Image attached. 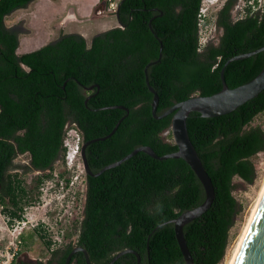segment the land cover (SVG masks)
<instances>
[{
    "label": "trees",
    "instance_id": "16d2710c",
    "mask_svg": "<svg viewBox=\"0 0 264 264\" xmlns=\"http://www.w3.org/2000/svg\"><path fill=\"white\" fill-rule=\"evenodd\" d=\"M31 1L0 0V205L9 223L21 219L28 195L15 155L26 153L31 169L52 170L46 177L56 176L55 162H64L67 123L77 128L82 142L107 134L125 114L103 106L124 105L128 113L111 136L86 146L92 172L138 145H148L158 155L177 149L170 131L172 114L152 116V94L144 79L143 68L158 57L160 43L161 57L148 67L149 84L158 95L157 114L191 95L219 91L224 62L264 43V0L260 10L246 7L237 18L231 14L237 0H225L215 17L220 35L203 46L197 17L201 0H119L122 26L96 33L89 43L79 33H64L37 49L16 53L17 32L4 18ZM263 63V51L231 60L224 66V80L229 87L240 85ZM75 79L99 88L84 92ZM88 94L92 96L85 105ZM263 111L264 89L228 113L202 117L191 112L186 118L190 141L214 186L210 207L183 226L193 264H219L224 257L241 207L233 196V178L250 183L255 177L251 157L264 150V130L251 122ZM42 180L37 177L35 185ZM85 184L75 245L87 251L91 264H105L125 248L139 253L140 264H185L173 225L163 222L199 205L204 191L182 158L159 160L138 151L99 175L86 174ZM73 246H58L50 259L36 264H63ZM135 262L134 254L124 253L112 264ZM69 264H86L83 253H73Z\"/></svg>",
    "mask_w": 264,
    "mask_h": 264
},
{
    "label": "rangeland",
    "instance_id": "374dc122",
    "mask_svg": "<svg viewBox=\"0 0 264 264\" xmlns=\"http://www.w3.org/2000/svg\"><path fill=\"white\" fill-rule=\"evenodd\" d=\"M224 1L201 0V4L207 7L201 40L217 41L221 31L215 27V17ZM244 3L245 0L236 1L231 10L233 18L243 15L241 10ZM99 5L101 7L97 8ZM106 7V0H32L26 7L6 15L4 23L6 26L18 24L26 29H20L18 53L37 49L64 33H79L89 43L96 33L118 25L115 14ZM95 9L103 11L99 13ZM251 125H259L264 130V111L253 118ZM70 129H75V133L65 134L74 142L76 136L80 138V133L74 125L67 123L65 132ZM28 158L27 154H23L13 160L14 164L22 165L17 172L28 191L27 198L22 201L21 219H12L9 223L0 205V264L13 252L15 254L9 264H19L22 259L46 262L51 257L52 249L68 242L74 243L76 239L85 192L81 158L78 157L71 167H67L60 158L54 164V171L59 176L48 177L45 174H51L52 170H33L25 165L29 162ZM251 162L255 169L252 182L248 183L237 176L233 178L236 184L233 196L241 207L229 230L228 244L219 264L227 263L264 182V150L253 155ZM41 176L42 183L35 185L36 178ZM67 177L70 179L66 184Z\"/></svg>",
    "mask_w": 264,
    "mask_h": 264
},
{
    "label": "water",
    "instance_id": "95a60500",
    "mask_svg": "<svg viewBox=\"0 0 264 264\" xmlns=\"http://www.w3.org/2000/svg\"><path fill=\"white\" fill-rule=\"evenodd\" d=\"M119 4L120 2H118L114 14L116 16L118 26H122V23L118 17ZM97 8H100V6H98ZM96 10L97 9H95V11ZM148 26L151 32L155 34L151 28L150 20L148 22ZM161 49H162V45L160 43L158 57L154 60H150L149 62H147V64H145L143 68L144 79L147 89L152 94V98L150 102L152 116L154 118H161L169 113L172 114L170 120V131L172 134V139L177 149L175 151L163 155H158L154 152V150L150 146L138 145L135 148H133L130 152L122 156L120 159L104 165L96 172H92L88 166L85 157V148L88 144L94 141L104 140L108 138L116 130L123 117L128 113V108L126 106L117 104V105L103 106L101 108L102 109L119 108L124 110L125 114L116 121L112 129L107 134L83 142L80 149V156L85 173L91 176L99 175L104 170L119 165L122 161L131 157L138 151L145 152L151 157L159 160L166 158H182L190 166L196 177L199 179L203 187L204 199L199 205L192 207L190 209H186L182 211L179 215H177L175 218L169 219L163 223H171L173 225L175 239L178 244L179 250L183 256L185 264H193L192 256L190 254V251L186 244V240L184 238L183 226L186 223L190 222L191 220L195 219L196 217L200 216L210 207L214 199V186L194 146L190 141L186 128V118L191 112H197L202 117H212V116L222 115L234 110L239 105L257 96L264 89V63L261 70L253 78L235 87H229L226 84L223 76V70H224V66L231 60L245 58L260 51L264 52V43L262 46H260L257 49H254L246 53L236 54L234 56L229 57L224 62L219 72L220 79L222 82V89H220L219 91L212 93L210 95H200V94L191 95L184 100L175 102L167 109H165L162 113L157 114L156 107L158 103V95L155 89L149 84L148 67L155 64L160 59ZM75 82L84 91H91L94 87L97 89L99 88V85L97 83L91 85H83L77 79H75ZM91 96L92 94H88L85 97L84 99L85 105L87 104V100ZM77 251H81L83 253L86 264H91L87 251L82 246H78V245L74 246L70 250V252L66 255L63 264H69L72 254ZM124 253L134 254L136 256L135 264H140L139 253L134 249H130V248H125L123 250L118 251L105 264H112L117 258H119ZM233 264H264V194L260 200V203L258 204L253 219L250 222L247 233L243 239V242L240 246V249Z\"/></svg>",
    "mask_w": 264,
    "mask_h": 264
},
{
    "label": "built area",
    "instance_id": "2783aa9c",
    "mask_svg": "<svg viewBox=\"0 0 264 264\" xmlns=\"http://www.w3.org/2000/svg\"><path fill=\"white\" fill-rule=\"evenodd\" d=\"M106 1H107V7H106L107 10L115 13L118 2L115 0H106ZM262 4H263V0H245V3L243 4V8H242L241 12L244 14L246 7L250 8V10H249L250 12L260 10L262 8ZM102 11H103V9H98L97 12L102 13ZM206 14H207V7L203 4H200V7H199V10L197 13L198 37H199V45L200 46H203L207 42L206 40H201V39H203L202 35L204 34V32L202 30V26L205 22ZM238 17H240V16H238ZM73 131L75 133V129H70L68 132H65V133L67 135H71L70 133H72ZM66 134H65L64 139H63V147L65 148L64 154H63V161L67 167H71L72 165L75 164V161L79 157L80 138L78 136H76V139L74 140V142H71L70 141L71 138L66 136ZM61 187H63V186H61ZM14 254H15V252H13L10 255V258L3 261V264H9V261Z\"/></svg>",
    "mask_w": 264,
    "mask_h": 264
},
{
    "label": "bare ground",
    "instance_id": "6f19581e",
    "mask_svg": "<svg viewBox=\"0 0 264 264\" xmlns=\"http://www.w3.org/2000/svg\"><path fill=\"white\" fill-rule=\"evenodd\" d=\"M263 194H264V182H263V184H262V186L260 188V191L258 193L256 202H255V204H254V206L252 208V211H251V213H250V215L248 217V220L245 223V225L243 227V230H242V232H241V234H240V236H239V238H238V240H237L234 248L232 249L231 254H230V257H229V259H228V261H227L226 264H233V262H234V260H235V258L237 256V254H238V251L240 249V246H241V244L243 242V239H244V237H245V235L247 233V230L249 228L250 222L253 219V216H254V214H255V212L257 210L258 204L260 203V200H261Z\"/></svg>",
    "mask_w": 264,
    "mask_h": 264
},
{
    "label": "flooded vegetation",
    "instance_id": "af4514ba",
    "mask_svg": "<svg viewBox=\"0 0 264 264\" xmlns=\"http://www.w3.org/2000/svg\"><path fill=\"white\" fill-rule=\"evenodd\" d=\"M7 27H9V28H12V29H14L16 32H17V35H19L20 33H21V30L20 29H23V30H26L25 28H23V26H21V25H18V24H13V25H10V26H7ZM215 27H216V24H215ZM22 32H26V31H22ZM212 41V39H208L207 40V42L208 41ZM213 42H216V40L215 41H213ZM16 50H17V48H16ZM16 53H18L17 51H16ZM19 65L21 66V67H23V68H26V66L23 64V63H21L20 61H19ZM84 91V90H83ZM84 92H88V91H84ZM77 129V128H76ZM83 142H85V141H82L81 142V136H80V149H81V145L83 144ZM23 154H26V153H17L16 155H15V157L16 156H18V155H23ZM15 157H14V159H15ZM79 157L81 158V156H80V152H79ZM28 161H29V158H28ZM81 162H82V160H81ZM24 165V164H23ZM26 166H28L29 165V162L27 163V164H25ZM84 170V169H83ZM85 175H86V173H85V171H84V183H85ZM85 187H86V184H85ZM74 246H76L75 245V242L74 243H72ZM73 246V247H74ZM51 258V257H50ZM49 258V259H50ZM37 261H39V260H33V259H29V260H25V259H22V260H20L19 261V264H36V262Z\"/></svg>",
    "mask_w": 264,
    "mask_h": 264
},
{
    "label": "clouds",
    "instance_id": "9594fccd",
    "mask_svg": "<svg viewBox=\"0 0 264 264\" xmlns=\"http://www.w3.org/2000/svg\"><path fill=\"white\" fill-rule=\"evenodd\" d=\"M161 210H162V205H159V204H158L157 207H156V211H157V212H160Z\"/></svg>",
    "mask_w": 264,
    "mask_h": 264
},
{
    "label": "crops",
    "instance_id": "0c3cea01",
    "mask_svg": "<svg viewBox=\"0 0 264 264\" xmlns=\"http://www.w3.org/2000/svg\"><path fill=\"white\" fill-rule=\"evenodd\" d=\"M115 1H117V2H118L119 0H115ZM99 6L101 7V5H99Z\"/></svg>",
    "mask_w": 264,
    "mask_h": 264
}]
</instances>
